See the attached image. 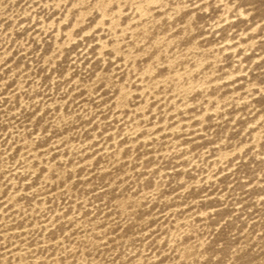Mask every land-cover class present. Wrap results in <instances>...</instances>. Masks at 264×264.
I'll list each match as a JSON object with an SVG mask.
<instances>
[{
    "label": "rangeland",
    "instance_id": "374dc122",
    "mask_svg": "<svg viewBox=\"0 0 264 264\" xmlns=\"http://www.w3.org/2000/svg\"><path fill=\"white\" fill-rule=\"evenodd\" d=\"M0 264H264V0H0Z\"/></svg>",
    "mask_w": 264,
    "mask_h": 264
}]
</instances>
